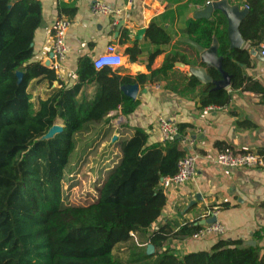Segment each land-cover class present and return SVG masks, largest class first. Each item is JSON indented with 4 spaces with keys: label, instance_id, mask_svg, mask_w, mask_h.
<instances>
[{
    "label": "trees",
    "instance_id": "1",
    "mask_svg": "<svg viewBox=\"0 0 264 264\" xmlns=\"http://www.w3.org/2000/svg\"><path fill=\"white\" fill-rule=\"evenodd\" d=\"M245 4L249 13L240 31L246 44L257 49L264 42V0ZM219 15L216 21L190 20L183 35L206 49L214 37L218 39L224 70L236 89L244 81L237 62L247 63L250 53L230 50L227 21ZM41 22L40 1L0 0V264H264L261 249L241 241L221 240L210 252L176 254L172 242L191 238L202 228L200 220L183 225L167 222L155 228L167 205L162 180L177 174L179 162L189 153L183 145L185 125L179 126L175 141L155 144L149 143L145 129L135 128L131 138L117 142L120 160L101 185H95V200L67 203L64 181L79 170L74 172V167L84 158L73 165L82 136L94 125L109 123L111 112L129 116L139 107L140 102L128 97L122 87L164 81L168 87L178 84L177 92L181 85L193 91L200 86L195 77L185 76L178 83V79L171 81L172 73L178 62L189 67L202 64L172 52L153 70L151 65L162 52L157 50L150 56L149 75L133 78L110 68L97 71L85 59L79 67V84L67 87L54 69L32 62L34 35ZM128 34L124 31L126 38ZM147 38L160 46L171 42L154 21ZM127 53L135 62L142 50L135 44ZM18 72L24 75L21 83ZM210 75L222 78L214 69ZM34 80L60 87L35 103L28 91ZM91 83L97 86L95 96L80 97L82 87ZM230 101L226 89L206 86L200 94V108H223ZM57 121L65 126L64 132L39 141ZM149 244L155 249L151 255ZM121 245L128 246L126 259L114 253Z\"/></svg>",
    "mask_w": 264,
    "mask_h": 264
},
{
    "label": "crops",
    "instance_id": "2",
    "mask_svg": "<svg viewBox=\"0 0 264 264\" xmlns=\"http://www.w3.org/2000/svg\"><path fill=\"white\" fill-rule=\"evenodd\" d=\"M38 1L42 4V22L34 35L32 62L45 66L50 61L48 68H51L54 63V27L63 18L72 22L66 37L67 57L56 71L58 79L67 87L79 84L81 62L85 59L93 62L110 44L117 45L125 58L123 67L112 70L122 77L149 75L150 56L157 50L162 52L154 59L153 70L160 68L172 52H180L191 61L201 62L200 56L198 59L190 48L192 46L180 40L187 38L183 32L190 20H196L194 13L205 7L209 0H134L130 6H127L126 0ZM231 1L243 7L246 0ZM95 2L123 9L118 23L115 24L112 17L93 15L91 7ZM219 16L215 13L209 21H216ZM121 21L123 25L119 27ZM153 21L171 37L168 45L160 46L148 40L147 31ZM143 29L145 33L139 34ZM124 31L129 32L127 38ZM135 44L142 53L137 56V61L132 62L127 49ZM243 49L250 53L247 63L237 62L244 81L239 88L233 89L231 85L226 88L231 95L226 107L200 108V94L207 86L201 83L193 91L181 85L178 92L174 89L178 84L168 87V82L164 81L136 83L139 90L135 100L140 104L133 114L124 116L119 110L113 111L108 115L109 123L94 125L95 129L91 128L82 139L79 138L77 157L102 158L103 164L93 167L92 172L102 171L105 177L120 160L117 142L131 138L135 128L145 129L149 134V143L155 144L162 141L158 131L159 118L186 126V136L192 144L188 152L197 156V174L187 184L166 191V209L155 228L167 222L178 225L201 222L208 211L218 208L219 222L226 232L223 237L175 240L171 248L176 250V254L210 252L221 240L241 241L246 245L252 243L264 253V174L253 169L231 171L214 162L218 153L228 150L264 154V57L259 48L255 49L248 43ZM254 51L257 52L253 55ZM176 64L171 81L178 79L181 83L185 76L190 78V67ZM58 87L56 83L49 86L46 81L38 83L34 80L28 91L37 103L48 99ZM129 89L128 86L122 87L124 93H128ZM96 92L95 83L85 84L80 97L92 99ZM56 123L64 126L61 121ZM114 137L117 139L113 140Z\"/></svg>",
    "mask_w": 264,
    "mask_h": 264
},
{
    "label": "built area",
    "instance_id": "3",
    "mask_svg": "<svg viewBox=\"0 0 264 264\" xmlns=\"http://www.w3.org/2000/svg\"><path fill=\"white\" fill-rule=\"evenodd\" d=\"M126 3L127 6L133 5L134 0H126ZM243 7L248 8L246 4H244ZM91 12L95 16L112 17L114 19V23L117 24L122 16L123 9L115 8L104 2H95L91 7ZM71 26V20L63 18L60 19L54 27L52 44L54 63L52 64L51 69H54L55 71L59 70L63 65V62L66 60L68 53L66 37ZM259 50L261 55L264 57V42L260 45ZM93 65L97 71H100L104 68L117 70L125 65V58L122 54H120L117 45L110 44L107 46L105 52L93 61ZM158 87L160 86L158 85ZM158 131L162 141H175L180 136L179 126L173 121H170L164 117H161L158 120ZM183 145L187 149L192 145L191 139L188 136L184 137ZM214 162L220 167L231 171L238 169H253L264 174V154L228 150L218 153L214 158ZM196 174L197 156L195 154L188 153L179 162L177 174H175L173 177H168L162 180V187L165 192L170 189H175L193 180ZM75 176V174L69 175L68 189L65 188L64 182V191L65 196L68 198L67 203L78 205V203H75L71 199L69 193V190L74 188L72 187V184L75 182ZM103 179L104 177H100L95 185L100 186ZM96 197L97 192H95V198ZM219 215L220 209L218 208H213L212 210L208 211L205 220L214 217L217 219V221L214 224L203 225L202 228L192 236V238L199 240L209 236L223 237L226 231L224 226L219 222Z\"/></svg>",
    "mask_w": 264,
    "mask_h": 264
},
{
    "label": "water",
    "instance_id": "4",
    "mask_svg": "<svg viewBox=\"0 0 264 264\" xmlns=\"http://www.w3.org/2000/svg\"><path fill=\"white\" fill-rule=\"evenodd\" d=\"M219 13L227 21V34L230 43V50H241L246 45V42L241 34L240 27L243 20L249 13L247 7H241L240 3H232L231 0H209V2L202 9L194 13V19L196 20H212L213 14ZM123 25V21L120 22L119 27ZM145 29L139 34H144ZM181 42L192 46L200 56L201 64L200 66L190 67L188 75L190 77H195L199 83L207 86H213V90L226 89L231 85V76L224 70L223 62L224 58L219 55V41L216 37L213 39V43L209 49H206L194 42L189 38H184L180 40ZM257 51L252 52L253 55ZM53 57V55H52ZM50 61L45 63L46 67H49ZM180 67H185L183 63L176 64ZM214 69L221 75V80H215L210 75V70ZM23 73L18 72L17 78L21 83L23 81ZM125 87V86H124ZM130 87L129 92L125 93L128 97L136 99L138 95V84L128 85ZM65 127L60 124L53 125L50 130L41 138L39 141H48L55 138L57 135L63 133ZM117 138L114 137L113 140ZM217 221L216 218L212 217L207 220H202L199 224L201 226L206 224H214ZM247 245L254 246L252 243H247ZM155 251L154 246L149 244L147 246V253L149 255L153 254Z\"/></svg>",
    "mask_w": 264,
    "mask_h": 264
},
{
    "label": "rangeland",
    "instance_id": "5",
    "mask_svg": "<svg viewBox=\"0 0 264 264\" xmlns=\"http://www.w3.org/2000/svg\"><path fill=\"white\" fill-rule=\"evenodd\" d=\"M79 156L74 158L73 165L79 160ZM82 158L79 160L81 161ZM102 158L96 159V157H85L83 158L82 162L80 164H77L76 167H74V172L76 171L77 167L79 170L75 173V182L73 183L71 190H69L71 199L78 204L84 205L91 203L95 200V192L97 188H95V184L100 179V177H104V174L102 171H99L98 173L92 172L93 167H96L102 165L101 162ZM78 161V162H79ZM73 172V173H74ZM91 173V174H90ZM78 175V176H77ZM65 182V188L68 189V180L66 179ZM115 255L118 256L121 259H126L128 257V246L127 245H121L115 250Z\"/></svg>",
    "mask_w": 264,
    "mask_h": 264
}]
</instances>
